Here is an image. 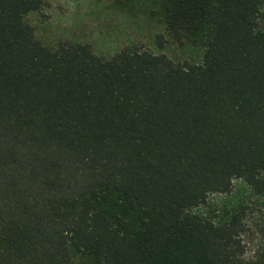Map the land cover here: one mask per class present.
<instances>
[{
	"label": "trees",
	"instance_id": "1",
	"mask_svg": "<svg viewBox=\"0 0 264 264\" xmlns=\"http://www.w3.org/2000/svg\"><path fill=\"white\" fill-rule=\"evenodd\" d=\"M45 6L0 0V264H264V0H160L182 61L45 44Z\"/></svg>",
	"mask_w": 264,
	"mask_h": 264
},
{
	"label": "rangeland",
	"instance_id": "2",
	"mask_svg": "<svg viewBox=\"0 0 264 264\" xmlns=\"http://www.w3.org/2000/svg\"><path fill=\"white\" fill-rule=\"evenodd\" d=\"M39 13H31L28 22L37 38L45 44L59 43L90 45L93 51L106 59L125 49L149 50L169 55L176 61L188 58L186 46L167 45L160 49L157 35H166L159 21L160 0H45ZM242 189L235 182L234 192ZM215 202L218 197H214ZM249 213L245 219L248 233L244 236L248 257L259 249L264 228V205L247 193Z\"/></svg>",
	"mask_w": 264,
	"mask_h": 264
}]
</instances>
